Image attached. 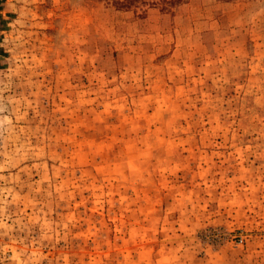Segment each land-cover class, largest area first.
<instances>
[{
  "label": "rangeland",
  "instance_id": "374dc122",
  "mask_svg": "<svg viewBox=\"0 0 264 264\" xmlns=\"http://www.w3.org/2000/svg\"><path fill=\"white\" fill-rule=\"evenodd\" d=\"M0 0V264H264V0Z\"/></svg>",
  "mask_w": 264,
  "mask_h": 264
},
{
  "label": "trees",
  "instance_id": "16d2710c",
  "mask_svg": "<svg viewBox=\"0 0 264 264\" xmlns=\"http://www.w3.org/2000/svg\"><path fill=\"white\" fill-rule=\"evenodd\" d=\"M182 1L183 0H115L114 3L120 9H130L142 4L160 5L163 9H168Z\"/></svg>",
  "mask_w": 264,
  "mask_h": 264
}]
</instances>
